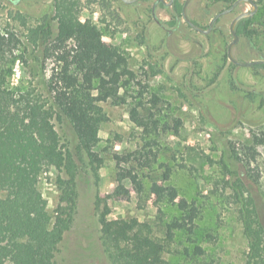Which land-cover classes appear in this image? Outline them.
Listing matches in <instances>:
<instances>
[{"label":"rangeland","instance_id":"rangeland-1","mask_svg":"<svg viewBox=\"0 0 264 264\" xmlns=\"http://www.w3.org/2000/svg\"><path fill=\"white\" fill-rule=\"evenodd\" d=\"M153 1L131 5L121 0H0V30L13 31L22 42L14 53L8 81L12 89L34 90L46 107L51 105L43 79L49 77L53 61L48 58L34 68L28 55L32 46L28 49L25 36L29 28L45 19L51 21L55 32L53 18L58 4L70 10L78 21L96 26L102 43L124 54L136 75L124 89L125 104L100 103L106 121L100 125L96 146L103 159L99 181L96 183L89 169L77 163L74 219L58 246L55 261L110 264L100 244V225L93 203L97 196L103 199L114 191L116 167L112 155L132 152L145 144L141 130L128 116L129 108L140 103L141 114L151 110L160 125L167 123L171 128L174 120H180L179 134L161 129L159 135L149 138L157 142L153 146L156 162L149 169L132 164L143 191L138 194L125 182L129 195L110 200L109 218L135 217L147 221L162 237L163 225L179 212L173 205L158 202L151 188L170 184L177 190L178 201L194 203L199 214L194 235L189 237L191 241L183 233H176L164 253L167 264H264V241L259 254L248 258L240 205L226 184L230 177L221 165L222 155H226L237 167L246 185L245 204L255 212L250 216L251 226L257 230L260 225L264 230V144L253 143L264 135V69L239 67L226 55L231 20L251 6L238 5L220 18L212 32L202 34L182 18L169 25L172 10L167 5L156 8V23L150 14ZM233 1L191 0L187 16L205 28L214 15ZM253 1L257 4L250 24L254 33L250 38L240 36L232 50L233 57L240 62L264 60V0ZM152 94L160 99L156 105L151 103ZM52 124L61 144L74 151L76 139L70 125L55 115ZM166 168L170 177L164 181ZM57 174L51 168L40 177L39 187L50 213L59 200ZM195 245L204 254L193 258L191 251ZM184 248L189 250L187 254Z\"/></svg>","mask_w":264,"mask_h":264},{"label":"trees","instance_id":"trees-1","mask_svg":"<svg viewBox=\"0 0 264 264\" xmlns=\"http://www.w3.org/2000/svg\"><path fill=\"white\" fill-rule=\"evenodd\" d=\"M182 4L174 0L169 25H175L181 18ZM53 20L55 32L51 21L45 19L29 28L25 36L28 49L32 46L28 55L34 68L43 65L48 58L53 61L49 77L43 79L51 100L49 107L34 90L17 91L10 87L14 53L22 42L13 31L0 30V192L3 194L0 197V264H57L55 254L73 223L76 209L77 163L89 169L96 183L99 181L103 159L96 146L98 130L106 121L100 103L125 104L124 89L136 78L124 54L102 43L96 26L78 21L70 10L59 4ZM251 23L252 17L241 20L236 33L250 38L254 33ZM254 66L264 69V65ZM159 101V97L152 94L151 103L156 105ZM139 106L140 103L131 106L128 116L141 130L145 144L135 151L112 155L116 167L114 191L103 199L97 196L93 203L100 225V244L110 264H167L164 253L176 233L181 232L188 238L193 236L199 214L194 203L178 201L176 188L160 184L152 186L151 194L158 202L173 205L179 212L163 225L162 237L147 221L135 217L109 218L110 200L129 195L125 182L138 194L143 191L132 164L149 169L156 162L153 146L157 142L149 138L159 135L161 129L179 134L180 120H174L171 128L167 123L160 125L154 112L147 110L141 114ZM54 115L72 128L76 139L74 151L61 144L52 124ZM253 143L264 144V135ZM221 165L230 177L226 184L240 205L248 258H255L261 251L264 230L260 225L257 230L251 226L250 216L255 212L245 204L246 185L237 167L226 155H222ZM51 168L58 173L55 185L59 200L50 213L39 184L42 174ZM169 172L166 168L164 181L169 180ZM188 251L184 248L185 254ZM203 254L198 245L191 251L193 258Z\"/></svg>","mask_w":264,"mask_h":264},{"label":"water","instance_id":"water-1","mask_svg":"<svg viewBox=\"0 0 264 264\" xmlns=\"http://www.w3.org/2000/svg\"><path fill=\"white\" fill-rule=\"evenodd\" d=\"M122 2H124L125 4H132L138 0H121ZM173 0H168V2H166V0H157V2H160L164 5L170 6L172 4ZM191 0H184L183 4H182V9H181V16L183 21L189 25L190 28H192L193 30L202 33V34H208L215 22L222 16H225L229 13H231L238 5L242 4V3H247L251 6L250 10L244 11L238 15H236L230 22L229 24V33H230V37L232 38L231 42L228 44L227 46V58L230 60V62H232L233 64L239 66V67H250V66H254V65H264V60L260 59V60H253L250 62H240L237 61L232 54V49L233 47L237 44L238 42V35L235 32V27L237 25V23L245 18H249L252 17L256 11H257V4L253 1V0H235L229 7L221 10L220 12H218L216 15H214L211 20L208 23V26L203 29L202 27L194 24L187 16V6L189 4Z\"/></svg>","mask_w":264,"mask_h":264},{"label":"flooded vegetation","instance_id":"flooded-vegetation-1","mask_svg":"<svg viewBox=\"0 0 264 264\" xmlns=\"http://www.w3.org/2000/svg\"><path fill=\"white\" fill-rule=\"evenodd\" d=\"M145 1H146V0H138V1L134 2V3H132L131 5L139 4V3H141V2H145ZM166 2H168V1H166ZM173 2H174V0L172 1V4H173ZM233 2H234V1H233ZM233 2H232V3H233ZM232 3H231V4H232ZM172 4H171L169 7H172ZM231 4H230V5H231ZM163 5H164V4H162V3H160V2H157V0H154V1L152 2V4H151V7H150V14H151V16H152V19H153L156 23H158V20H157V18H156V16H155V10H156L157 7H159V6H163ZM230 5H229V6H230ZM229 6H228V7H229ZM235 9H236V8H235ZM235 9H234V10H235ZM234 10H233V11H234ZM233 11H232V12H233ZM232 12H231V13H232ZM241 13H242V12H241ZM239 14H240V13H239ZM237 15H238V14H237ZM222 17H223V16H222ZM181 18H182V16H181ZM220 18H221V17H220ZM220 18H219V19H220ZM219 19H218V20H219ZM218 20H217V21H218ZM242 20H243V19H242ZM217 21H216V22H217ZM240 21H241V20H240ZM240 21H239V22H240ZM216 22H215V24H214V26H213V28H212V30H211L210 32L213 31V29H214V27H215V25H216ZM239 22H238V23H239ZM193 23H194V22H193ZM238 23H237V25H238ZM194 24H195V23H194ZM237 25H236V27H235V32H236V29H237ZM188 26H189V25H188ZM207 26H208V25H207ZM207 26H206V27H207ZM206 27H205V28H206ZM202 28L205 29L204 27H202ZM210 32H209V33H210ZM229 34H230V33H229ZM236 34H237V33H236ZM237 35H238V34H237ZM230 36H231V35H230ZM240 36H241V35H238V36H237V37H238V41H239V39L241 38ZM230 38H231V37H230ZM231 40H232V38H231ZM230 42H231V41H230ZM230 42H229V43H230ZM237 43H238V42H237ZM227 46H228V45H227ZM232 50H233V49H232ZM226 53H227V49H226ZM226 55H227V54H226Z\"/></svg>","mask_w":264,"mask_h":264}]
</instances>
